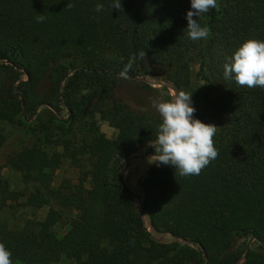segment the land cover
<instances>
[{
    "label": "trees",
    "instance_id": "obj_1",
    "mask_svg": "<svg viewBox=\"0 0 264 264\" xmlns=\"http://www.w3.org/2000/svg\"><path fill=\"white\" fill-rule=\"evenodd\" d=\"M113 2L0 0V121L24 135L3 154L0 170L36 184L25 196L0 176V211L23 198L33 210L51 200L58 207L17 228L0 221V243L17 264H264V88L223 76L244 42L264 41V0H217L219 11L198 18L210 36L195 42L186 31L191 0H121L120 11ZM97 3L103 11H95ZM133 54L136 63L123 78ZM126 80L193 90L194 118L218 127V158L191 177L146 164L134 173L133 192L125 161L141 148L155 154L149 145L162 120L132 94L116 95ZM42 108L50 111L47 123H39ZM95 114L117 130L114 140L98 130ZM6 141L0 133V156ZM64 158L76 168L87 164L88 189H51ZM65 218L67 230L58 236Z\"/></svg>",
    "mask_w": 264,
    "mask_h": 264
},
{
    "label": "clouds",
    "instance_id": "obj_2",
    "mask_svg": "<svg viewBox=\"0 0 264 264\" xmlns=\"http://www.w3.org/2000/svg\"><path fill=\"white\" fill-rule=\"evenodd\" d=\"M67 7H74L68 4ZM111 7L120 11L121 0H114ZM212 9L220 10L217 0H191V10L187 12V35L192 41L207 39L211 31L209 27L201 26L200 17ZM104 10V5L97 3L96 12ZM195 17V18H194ZM46 17L38 14L36 20L43 23ZM140 59L146 58V52L139 53ZM137 56L133 54L120 76L128 78V73L133 69ZM225 81H234L237 85L249 89L257 86L264 88V41L250 39L241 47L228 62L223 65ZM193 93L183 90L173 93L170 101L152 100V107L162 117L156 139L150 142L155 154L148 158L150 164L157 166H171L182 177L199 176L202 170L215 161L219 152L214 147L213 137L218 127L205 124L194 118L196 109L193 107ZM12 253L4 243H0V264H13Z\"/></svg>",
    "mask_w": 264,
    "mask_h": 264
},
{
    "label": "rangeland",
    "instance_id": "obj_3",
    "mask_svg": "<svg viewBox=\"0 0 264 264\" xmlns=\"http://www.w3.org/2000/svg\"><path fill=\"white\" fill-rule=\"evenodd\" d=\"M197 70V66H193L191 78L193 81V84L195 86L196 78L195 73ZM115 93L117 96L125 97L128 94H132L136 98L140 100V103L142 104V107H145L147 110L151 109L157 118H160L162 120V117L160 114L152 107V100H159V101H170L173 96V92L169 90H164L158 85H152V88H145L138 80H126L123 82L118 81V86L115 90ZM188 93H193V96L195 95V92L193 90L188 91ZM61 114L63 116L66 115V112L62 110ZM39 117V123H47L51 120L50 111L46 108H42L39 111L38 114ZM95 122L98 130L103 133L108 139L114 140L117 136V130L110 126L109 122L107 121L104 116L95 114ZM53 131H55V128L51 125ZM20 127H17L15 124H11L8 122H2L0 121V133L1 135L6 138V143L4 145V148L2 149V155L0 156V167L3 164V154H6L7 152H11L13 149L19 147L20 139H24L23 131ZM58 133V132H55ZM39 135L36 133L34 136L29 137V140L27 139V143L25 145H28L31 143V141H34L36 137ZM24 145V146H25ZM59 152H63L64 148L59 147ZM146 149L141 148L137 151L136 156L134 158L129 159L128 161H125L124 167L125 172L127 173V186L135 193H138V190L136 188V181L135 174L140 168L145 166L152 165L148 162L149 156H146ZM89 167L87 164L82 161L80 163V168H76L71 162L64 158L62 165L58 170L54 172V176L51 183V189L52 190H61L64 191L66 187H72L74 185L81 184L86 189L89 188V185L87 183V179L83 178L82 173L87 171ZM125 173V174H126ZM0 176L2 179L7 181L10 185V189L14 191H20L24 193L25 196H28L29 194L33 193L36 189L35 183H26L22 181L17 173L12 172L8 168L2 167L0 170ZM24 198L20 199L18 203H11L10 207L5 208L0 211V221L7 224L10 228H17L23 224L26 220H31L32 222H40L42 221L47 212L49 207H53L57 209L56 203L51 200L50 205L44 206L41 209H35L33 210L30 207H24L22 206L24 202ZM67 218H65L61 223H59L55 230L58 234V236H63L64 233L67 230L66 226ZM252 247L255 248L256 245L252 244ZM17 264V263H13ZM55 264H78L77 262L73 260H68L63 258L59 262Z\"/></svg>",
    "mask_w": 264,
    "mask_h": 264
},
{
    "label": "water",
    "instance_id": "obj_4",
    "mask_svg": "<svg viewBox=\"0 0 264 264\" xmlns=\"http://www.w3.org/2000/svg\"><path fill=\"white\" fill-rule=\"evenodd\" d=\"M239 262H237V264H238Z\"/></svg>",
    "mask_w": 264,
    "mask_h": 264
}]
</instances>
